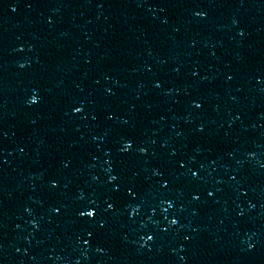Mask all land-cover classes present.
Listing matches in <instances>:
<instances>
[{
	"label": "water",
	"instance_id": "water-1",
	"mask_svg": "<svg viewBox=\"0 0 264 264\" xmlns=\"http://www.w3.org/2000/svg\"><path fill=\"white\" fill-rule=\"evenodd\" d=\"M0 264H264V0H0Z\"/></svg>",
	"mask_w": 264,
	"mask_h": 264
},
{
	"label": "snow or ice",
	"instance_id": "snow-or-ice-1",
	"mask_svg": "<svg viewBox=\"0 0 264 264\" xmlns=\"http://www.w3.org/2000/svg\"><path fill=\"white\" fill-rule=\"evenodd\" d=\"M13 11H15V8H13ZM195 14H196L197 16H201V17L204 16V12H203V11L197 12V13H195ZM21 67H23V65H21ZM156 86L159 87V85H156ZM38 101H39V96L36 95L35 93H33V94L29 97V99L27 100V103H28L29 105H32V104L37 103ZM192 103H193V106H194L195 108H200V107H201V104H200V103H197L195 100H193ZM73 111H74V112H80V111H81V108H79V107H74V108H73ZM108 119H111V116H109ZM125 123H127V121H125ZM197 131H203V129H202V128H198ZM131 149H132V141H131L130 139L122 138L121 147L119 148V152H121V153H127V152H129ZM137 150H138L140 153H144V152H145V148H143V147H140V148H138ZM63 166L66 168V167H67V164H64ZM179 166H180L181 168L184 167L183 163H181ZM190 172H191V170H190ZM153 175H159V173L156 172V171H154V172H153ZM191 176H192L193 178H195V177L197 176V173H196V172H191ZM116 179H117V177L114 176V175H111V174H110V175L108 176V182H109V183L115 181ZM162 186H163V185H162ZM51 187H53V188L56 187V182H55V181L52 182ZM113 191L115 192L116 189H113ZM126 194H127L128 196H130V197L135 198V195H136V193H135V189L129 187L128 190H127V193H126ZM207 194H208L209 197H211V196L213 195L212 192H208ZM78 199H83V197L80 196V197H78ZM192 199H193V200H196V199H198V197H197L196 195H193V196H192ZM104 203H105V208L103 209V211H104L105 213L110 212V211L113 210V208H114V206H115L114 202H112V201H110V200H105ZM89 204H93V205H94V201H89ZM167 206H168V208H172V207H173V205H172L171 202H168V205H167ZM60 207L62 208L63 205H61ZM129 207H131V205H129ZM52 211H54V212H59L60 209H59V208H53ZM76 212H77V218H88V219H90V220H94L95 217L99 214L98 210H97L95 207H89V208H86V209H77ZM135 212H137V209H136L135 207H131V213H135ZM131 213H129V215H131ZM177 222H178V221H177L176 219H171V220L169 221V225H175ZM97 223H98V225H99V228L103 229V227H104V222L101 220V221H98ZM89 235H91V233H89ZM142 239H143V237H142ZM147 239H148V240H152L153 237H152V236H148ZM185 239H188V238L185 237ZM85 243H88V241L85 240ZM249 247H251V245H249Z\"/></svg>",
	"mask_w": 264,
	"mask_h": 264
}]
</instances>
